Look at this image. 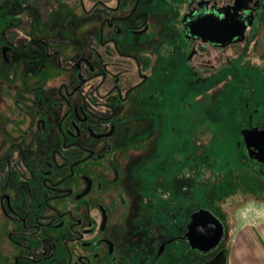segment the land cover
<instances>
[{"label":"flooded vegetation","instance_id":"af4514ba","mask_svg":"<svg viewBox=\"0 0 264 264\" xmlns=\"http://www.w3.org/2000/svg\"><path fill=\"white\" fill-rule=\"evenodd\" d=\"M231 14L242 26L235 40L225 36ZM215 77L222 100L202 114L225 109L228 121L234 103L250 107L236 142L264 181V151L250 157L241 134L264 131V0H0L2 259L228 264L221 218L195 191L182 198L181 176L156 185L133 159L154 154L164 169L165 143L187 134L177 122ZM233 83L247 84L251 100L230 106ZM140 137L143 151L133 147ZM199 208L222 224L205 251L186 236Z\"/></svg>","mask_w":264,"mask_h":264},{"label":"rangeland","instance_id":"374dc122","mask_svg":"<svg viewBox=\"0 0 264 264\" xmlns=\"http://www.w3.org/2000/svg\"><path fill=\"white\" fill-rule=\"evenodd\" d=\"M215 80L213 93L199 94L191 109L187 107V115L177 122L178 127L183 129L182 134H187L182 135L179 141L170 140L169 144L165 143L164 149L168 155L164 160V169L153 167L160 160V156L154 154L152 157L142 156L144 153L140 151L133 159L142 164L138 175L157 183L156 185L160 183L172 186L175 177L181 176L184 186L182 198H192L194 194L191 191H195L197 205L211 209L228 227L229 257L233 264H238L234 252L239 247V234L245 227H253L252 224L264 216V181L258 180L249 168H244L249 165L252 167L255 163L252 159L243 157L245 148L236 142L239 140L236 128L241 125L242 115L250 107L245 109L234 102L251 100L248 85L244 84L245 88H241L240 84L237 87V83H233L236 87L230 89L228 100L230 106L232 103L235 105L231 109V112L234 111V120L230 118L228 122L225 109L214 108L213 113L202 114L207 102L212 100L215 102L213 106H216L222 100L223 84L219 77H215ZM194 111L198 115L196 121L192 119ZM224 127L229 128L226 132H230L233 138L223 139L221 133L224 132ZM145 143L147 142L140 137L133 142V147L143 151ZM174 148H180V152H171ZM159 164L162 166L163 163ZM0 264H7L1 254ZM228 264H231L229 260Z\"/></svg>","mask_w":264,"mask_h":264},{"label":"water","instance_id":"95a60500","mask_svg":"<svg viewBox=\"0 0 264 264\" xmlns=\"http://www.w3.org/2000/svg\"><path fill=\"white\" fill-rule=\"evenodd\" d=\"M223 19L221 18V20ZM227 20L229 21V34L225 35L226 38L229 37L230 40L240 38L242 26L235 24L238 19L231 14L229 18H226ZM214 26L216 27L217 24H214ZM241 134L248 155L258 157V151H264V131H257L254 127H251L242 129ZM221 233L222 224L220 220L210 210L199 208L191 215L186 236L192 247L205 251L217 242Z\"/></svg>","mask_w":264,"mask_h":264},{"label":"crops","instance_id":"0c3cea01","mask_svg":"<svg viewBox=\"0 0 264 264\" xmlns=\"http://www.w3.org/2000/svg\"><path fill=\"white\" fill-rule=\"evenodd\" d=\"M239 234V247L234 252L238 264H264V216ZM229 261L232 263L230 257Z\"/></svg>","mask_w":264,"mask_h":264}]
</instances>
